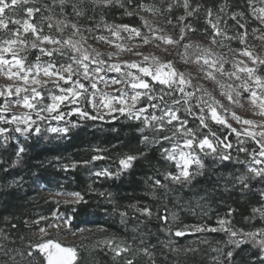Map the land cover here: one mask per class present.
Segmentation results:
<instances>
[{"label": "trees", "instance_id": "16d2710c", "mask_svg": "<svg viewBox=\"0 0 264 264\" xmlns=\"http://www.w3.org/2000/svg\"><path fill=\"white\" fill-rule=\"evenodd\" d=\"M73 1L82 12H88L93 18L138 24L135 15L124 14L123 9L127 5L138 8L146 2H152L156 4L155 10H159L165 9L171 0H130V3L129 0H122L124 7L117 4L104 7L91 0H84L83 4L79 0ZM223 1H226L227 9L231 11L241 2L189 0L191 7L199 8L200 11L188 16L187 13L193 11L191 8L185 11L184 17L202 23L207 11H219L224 6ZM50 21L62 32L66 28V24L53 14ZM27 42L31 46L33 42L38 44L39 41L28 38ZM29 52L34 61H57L54 57L42 55L39 48H30ZM147 83L151 95L157 97L151 100L154 103L166 106L175 105L176 100L185 101L182 100L181 92L175 88L162 87L151 79ZM161 96L163 102L159 99ZM80 101L83 105L80 110L96 117L89 110L88 95L85 94ZM197 107L189 108L192 118L205 117L207 127L200 123L202 130L216 133L217 136L213 137L216 143L217 138L221 141L228 139L231 130L212 123L208 114ZM147 108L145 113L150 119L153 113L151 108ZM194 110L198 111L197 116ZM72 111L65 112L64 116L70 115ZM70 116L77 126L69 128L67 138L63 141L54 142L46 135L42 144L26 142L19 156L18 145L12 134L20 133H10L6 145L0 144V264H44L39 252H34L32 257H28L27 252L32 251L33 244L37 243L34 231L41 225L47 226L54 211L72 216V228H84L83 237L75 246L78 253L75 264H127L129 260L133 264H229L225 259L229 251L233 252L231 264H264V253L254 242L234 248L228 243V233H192L183 228L184 224L215 225V221L220 218L229 220L232 228L242 227L246 231L264 226L260 212L254 213L257 208L264 211L261 198L264 178L254 177L241 160L207 158L200 174L191 182L175 184L164 179L168 175L170 163L162 153L165 148H169L170 142H159L168 135V126H163L165 131H156V128L161 127V122L154 121L151 127H146L144 120L133 121L120 114L106 121ZM145 137L152 143H144ZM261 145L259 141L251 143L248 154L251 157L259 156ZM97 155L105 158L92 164V159ZM129 156L136 159L131 168L124 171L120 161ZM54 164L61 165V169L53 170L51 166ZM92 165L99 169L105 167L113 178L93 176ZM171 172L176 173V170L172 168ZM35 173L47 185H51V177H57L61 187L81 193L87 202L66 203L50 198L34 186ZM241 178H245L244 184L240 183ZM156 180L166 187H156ZM133 205L141 211L148 209L153 215L142 216L133 209ZM121 213L127 215L122 216ZM28 221L33 224L30 225ZM177 231L191 234L175 236ZM105 240H115L113 248L124 245L129 251L115 256L103 243ZM145 250L148 255H144ZM18 253H24V257Z\"/></svg>", "mask_w": 264, "mask_h": 264}, {"label": "rangeland", "instance_id": "374dc122", "mask_svg": "<svg viewBox=\"0 0 264 264\" xmlns=\"http://www.w3.org/2000/svg\"><path fill=\"white\" fill-rule=\"evenodd\" d=\"M122 1V0H121ZM74 2V1H73ZM97 4H103V0H100ZM144 4V3H143ZM224 11H219L213 13L212 12V22L216 21L217 16H219L220 31L225 33L226 36L232 37V39H225L224 36H215L213 29L207 23L208 16L204 17L202 23H197L195 20H186L181 21L180 17H184V13L186 9L182 6V0H171L170 4L167 5L165 9L155 10V5L152 2H146L144 5L152 11H143L141 10V6L138 8H131L127 5L123 12L125 15L127 12H132L138 19V24H125L124 21L120 22H110V21H102L100 17H92L88 12H82L83 14L77 16L74 14L71 5L61 6L59 4V0H29V3L18 4L14 10L9 13L6 10L5 19L8 23V28L0 29V43L3 40H11L15 37L12 36V33L16 31H20L23 39L18 42L16 45H13V48H19L21 45H26L27 50L25 52H21L18 58H22L24 56L27 59L24 62L26 68H30L36 64L46 65L49 61L47 60H36L34 61L33 56L30 54V46L27 42L28 38H35L32 33H28L27 35H23V28L20 25H16L12 23V20H19L23 23L25 20H29L31 24L37 27L39 31V35L41 36H49L54 39H59L63 43L65 40H73L77 44H79L82 49L86 50L91 57L95 58L98 56L99 60L104 61L101 64H91L89 62H85L89 64L88 67V75L92 77L90 80L83 79V70L76 63H73L71 57L73 55H77L71 52L67 47L63 48V55L54 54L53 57L56 58L55 65L59 68L61 65L67 66L69 64L72 65L73 69H79V74L72 75V81L79 80L81 84L84 85L85 88L88 89L86 93L88 95V107L90 112L94 114L98 119L106 121L109 117H116L120 114L119 108L123 107L125 111V116H127L130 120L133 121H142L143 119H135L131 115L127 114L129 109L131 108L132 112H138L139 109L145 108V106L151 108L152 115L161 116L164 112L169 110H178V115L181 120L187 121V127L196 134L197 140H202L207 137L214 146L217 147V152L213 155H205L198 150H193L192 155L199 156L201 161L204 164L205 159L212 158L215 160H220L219 157L224 154L230 155V159L227 161H242L243 166L248 170L249 167L256 168L260 170L264 168V157L255 156L256 160H260V163H255L253 157L248 154V146L256 141L264 144V137L259 135L256 136V139L253 140L251 137L245 135V132H254L260 133L264 132V115H259L258 113L261 111L259 107H256L252 104L250 92L245 91L242 84L248 85V87L256 92V96L264 99V89H259V86L255 84L253 79H249L245 73L238 72L237 68H234V64H238L239 67L247 66L249 68L256 69L255 75L264 82V65L259 64V60H264V40L258 39V37L264 36V24H261L259 19H256V16L262 15L258 10L260 8H264V0H241L240 5L235 7L234 11L227 9L226 1H223ZM187 10H191V4ZM119 6V5H117ZM32 9L34 15L32 17H28L26 15L27 11ZM39 9V11H36ZM168 9H171L169 11ZM193 9V8H192ZM81 11V8L79 7ZM237 20L240 24H244V28H239L236 21L228 19L231 15L236 14ZM255 13V16L253 15ZM55 15V17L61 21H63L67 25L75 24L77 28L80 29L79 34L74 35V29L71 27H66L61 29L54 27L51 23L50 18L51 15ZM129 16V15H127ZM132 16V15H131ZM141 17L143 19H141ZM86 18V19H85ZM144 21H147L148 26H144ZM51 25V27H49ZM127 26L128 28H134L140 31L141 36L129 38V34L127 32L121 31L119 36L117 37L116 28L117 27ZM112 28L113 31L109 32L107 29ZM181 29L184 30V39L181 40ZM190 29H194L195 31H191ZM247 33L246 38L242 42L238 37L243 36ZM97 37H104L108 40V43H104L99 41ZM153 37H163V38H171L173 41L177 43L175 45H167L161 39H153ZM144 38L151 40V43H144ZM213 38L217 41L215 44L212 43ZM40 47H44L45 49H51L52 46L43 44ZM115 45H119L117 48ZM185 45H192L191 48L187 50V54H185ZM59 47V45H57ZM125 49L121 51L120 49ZM93 49L95 51H93ZM248 51L252 53V58H258L257 63H253L252 59L247 56H243L240 53ZM208 52L211 55H208L207 58L210 60H219L217 63V67L223 65L224 73L237 72L240 76V80H236L234 76L229 77L226 74H221L220 72H213L215 79H210L206 76V72L211 71L208 66L203 64H196L194 61L197 58L205 56ZM139 53V54H138ZM48 57V56H47ZM144 57H149L148 61H144ZM157 58L159 63L168 64L171 63L173 68L178 73L185 74V78L191 79L192 85L196 91V95L193 96L190 100L186 99L183 93H181L182 100L180 104L175 105H166L161 106L160 108H153L151 105L159 104L154 103V101H148L147 97H144L140 101H138L135 106H132L131 97L134 96L137 92H140L143 96L145 90L137 89L134 90L131 87V83H133V76L140 75L136 69H129L124 65L130 63L140 64L142 67H149L151 70H155L157 65L152 63V58ZM5 59L11 60L12 55L10 53L5 54ZM187 60V63L185 62ZM242 62V63H241ZM118 64L122 67L120 71H108V66ZM6 71V70H5ZM17 71L16 68H13V72ZM165 71H167L165 69ZM98 73L97 75H93V73ZM131 73V75H128ZM23 75V74H22ZM65 78H67V74H64ZM36 78L40 81L41 84H46V87H40L39 85H34L38 88V90L45 97L43 103L49 104L51 101L48 99L51 95H61L58 89L55 87L53 80L45 77L43 73L39 77L33 76L29 77V80ZM145 82L151 77H144ZM152 80V79H151ZM112 81H116L117 83L113 84ZM153 81V80H152ZM217 81L219 83H217ZM155 82V81H153ZM92 83H96L97 87L93 89L91 87ZM156 83V82H155ZM60 85L65 89H68L70 85L63 84L60 82ZM160 85V84H159ZM223 85V87H221ZM24 86L22 79L9 80L6 75L0 73V91H5L8 87H20ZM165 87L163 85H160ZM56 88V89H55ZM166 88V87H165ZM49 91V92H48ZM186 92H192V88H186ZM231 94V101L228 99L227 94ZM239 93V94H238ZM151 94V93H150ZM203 96L205 103H211L212 101H216L222 107L213 104L216 107L217 114L221 116L223 119L227 121L232 128H235L237 132H241L242 135L237 137L235 133L230 132L227 136V143L233 145L231 149H226L223 145H218L213 137H216V133H211L208 131H203L202 126H200V121L197 117L192 118L191 114L185 111L186 108L195 107L199 105V107L203 110V113H207L208 117L210 113L208 112L205 104H201L199 97ZM92 97H95L94 103L97 107L93 108L92 103L89 101L92 100ZM107 99H112L113 103L116 99L123 98L127 101L126 105H115L116 111L113 114H108V109L103 105ZM209 97L212 98V101L209 100ZM19 100L14 94L13 96L5 99L4 97H0V107H3L4 104H7L10 108V111L7 113L0 112V128L5 129L6 131L9 129H13L15 125L4 124L2 123L3 119H13L14 116H20L21 113H27V110L20 107L17 104ZM257 105L260 103L258 99L256 101ZM79 109L83 108L81 101H78ZM77 105L69 104L68 106H61L60 112L48 114L47 112H40L41 116L46 117V119L41 120L33 111L30 114V119L36 121V126H39L41 129L40 135H33L32 133H28L27 135L21 134H12L14 135V142L19 147L25 149V143H34V144H42L46 135H48L52 141L59 142L63 141L67 138L69 133V128L77 123L73 120L70 115L65 116L63 120H56L53 118L55 115H60L61 113L68 112L70 110H75ZM198 108V107H197ZM37 111H39V106L37 107ZM197 110H194V115L197 114ZM121 115V114H120ZM233 115L239 117L241 120H250L253 122V125H243L241 123H237L235 119H233ZM143 116L148 117L149 115L145 112ZM211 120V119H209ZM212 123H215L211 120ZM161 125V123H159ZM221 125V124H217ZM168 126V135L173 136L174 138L170 140L169 150L178 145H182L185 142V137L180 133L173 132L174 126L179 125H164ZM224 126V125H221ZM23 127V125H21ZM225 127V126H224ZM51 128H67V134H59L52 133L50 131ZM229 129V128H228ZM231 130V129H229ZM14 131H7V138L10 133ZM214 134V135H213ZM0 140H4V138H0ZM223 140V139H222ZM225 140V139H224ZM7 139L2 143L6 145ZM241 141H243L241 143ZM241 149H246V151H241ZM187 151V149H184ZM97 160L92 159V164ZM169 161V160H168ZM224 161V160H221ZM169 171L167 174L176 175L178 172L177 165L174 161H169ZM53 170L58 171L61 169V165L54 164L51 166ZM174 168L176 173H172L171 169ZM106 170L105 167L99 169L98 167L92 165L91 174L96 176L95 173L102 172ZM201 169H199L200 171ZM191 172H197V168L195 164H193L192 168L189 169ZM249 172V171H248ZM35 177V187L40 188L42 192L47 194L50 198L58 201H63L66 203H76L74 199V194L79 193L76 191L68 190L63 188L59 184V179L57 177H51L50 182L51 185H47L41 179L38 174H34ZM82 196L81 193H79ZM83 197V196H82ZM264 201V192L261 196ZM264 207V206H263ZM260 210V208H257ZM254 210V213H259ZM143 211V210H142ZM261 211V210H260ZM264 212V211H261ZM72 216L65 215L64 213L54 211L51 220L49 221L47 226L41 225L37 227L34 231L35 236L37 237V243L33 244V248L37 247L40 243H53L59 244L63 248H75L76 253L77 243L83 237L84 228H72L70 223L72 222ZM225 220L229 221L226 218H220L215 221V225H209L208 223L204 224H184L183 228L186 230H190L192 233H196L195 229L203 227L207 228H219L218 221ZM31 225L32 221H28ZM228 226L231 230L248 233V232H256L261 229H264V226L253 228L252 230L246 231L244 228H232L231 223ZM41 229L46 230V234L41 232ZM205 232V231H204ZM191 234L190 232H188ZM200 233V232H198ZM55 234V236H53ZM244 239V237H242ZM119 247H125L124 245H118ZM117 247V246H116ZM50 251H53L50 249ZM44 260V264H46L45 256L40 254ZM78 258V253H77ZM76 258V261H77ZM76 263V262H75Z\"/></svg>", "mask_w": 264, "mask_h": 264}, {"label": "snow or ice", "instance_id": "6c2138e0", "mask_svg": "<svg viewBox=\"0 0 264 264\" xmlns=\"http://www.w3.org/2000/svg\"><path fill=\"white\" fill-rule=\"evenodd\" d=\"M92 3L96 4L98 3V0H91ZM27 4L29 3V0H0V29H7L8 28V23L6 22L5 19V13L6 10L11 13L12 10L15 9V7L20 4ZM80 4L84 3V0H79ZM130 3V0H129ZM59 4L63 6L71 5L72 10L75 15L80 16L82 15V11L79 10V5L76 3H73V0H59ZM113 4H117L120 7H124V4L121 2V0H103V6L104 7H109L112 6ZM182 6L187 10L190 5H189V0H182ZM141 10L143 11H152V9L141 6ZM171 11V9H168ZM36 11H39V9H36ZM200 9L196 8L193 9V11H190L187 13L188 16H193L196 12H199ZM221 12L224 11V7H221L220 9ZM262 15L256 16V19H259L261 24H264V8H260L258 10ZM126 14L131 16L133 15L132 12H127ZM28 17H32L34 15V12L32 9H29L26 13ZM237 15H242V14H236V15H231L228 17V19H231L233 21H236L237 25L239 28H244V24H240L239 21L237 20ZM255 16V13H253ZM208 20L207 23L210 25V27L213 29L215 36H224L225 39H232V37H228L225 35V33L220 31L219 24H220V17L217 16L216 21L212 22V11L209 10L207 13ZM141 19H143L141 17ZM181 21L186 19V17H180ZM13 24L20 25V27L23 28V35H27L28 33H32L33 36L35 37V40L40 42V45L47 44L52 46L51 49H45L44 47H40L37 43L33 42L31 44L32 49H37L39 48V51L42 55L48 56V57H53L54 54H60L63 55L62 49L67 47L71 52L78 54L79 58L77 55H73L71 57V60L73 63H76L80 66V68L83 70V79L85 80H90L92 77L88 75V67L89 64L85 63L86 61L91 63V64H103L104 61L99 60L98 56L93 58L90 56V54L82 49V47L74 42L73 40H65L63 43L59 39H54L49 36H41L39 35V31H42L40 29L38 31L37 27L34 26L33 24L30 23L29 20L23 21V23L19 20H12ZM144 26L147 27V21H144ZM51 27V25H49ZM65 27H71L74 29V35L79 34L80 29L77 28L75 24L71 25H65ZM109 32H112V28L107 29ZM191 31H195L194 29H190ZM127 32L129 34V38H132L133 36L135 37H140L141 33L137 29L134 28H128L127 26L123 27H117L116 28V35L117 37L119 36V33ZM247 33L243 36L238 37L242 42L246 38ZM12 36L15 37L11 40H3L2 43H0V73H3L4 75L7 76L9 80H13L15 77L16 79H22L23 85L20 87H8L5 91H0V97H4L5 99L13 96V94L19 98L17 101V104L26 109L27 113H21L20 116H14L13 119H3L2 123L4 124H11L15 125L13 129H9L7 131H15L17 133H20L21 135H27L28 133H32L33 135H40L41 129L39 126H36V121L30 119V114L35 111V114L40 117L41 120L46 119V117L41 116L40 112H47L48 114H53V113H58L60 112L61 106H68L69 104L72 105H77L76 109L73 110L70 115H79L81 118L85 119H96L97 117L89 116L86 112L82 111L79 109L78 101H80L85 94L88 92V89L84 87L83 84L80 83L79 80L75 81L73 83L72 81V75L73 74H79V69H73L72 65L69 64L67 66L61 65L59 68L56 67L55 62L53 60H49V62L46 65H40L36 64L30 68H26L25 64L23 61L27 59L26 56L22 58H18L19 54L21 52H25L27 50L26 45H21V47L13 48V45H16L18 42L22 41L23 36L20 31H16L12 33ZM99 41H102L104 43H108L109 41L106 40L104 37H97ZM153 39H161L163 42L167 45H175L177 42L173 41L171 38H163V37H153ZM184 39V30L181 29V40ZM258 39L264 40V36L258 37ZM152 41L144 38V43H151ZM217 41L215 38H213L212 43L215 44ZM59 45V47H57ZM117 48H119V45H115ZM192 45H185V54H187V50L191 48ZM121 51H124L125 49L121 48ZM93 51H95L93 49ZM10 53L12 55L11 60L5 59V54ZM139 54V53H138ZM243 56H247L250 59H252L253 63H257L258 58L253 59L252 58V53L248 51H244L240 53ZM208 55H211L210 52H208L205 56L197 58L194 63L196 64H203L208 66V68L211 71L206 72V76L210 79H215L213 72H220L221 74H226L229 77L234 76L236 80H240V76L237 74V72H230V73H224L223 65L221 64L220 67H217V63H219V60H210L207 58ZM39 59V57H37ZM144 61H148L149 57H144ZM187 63V60L185 61ZM152 63L157 65L155 70H151L149 67H142L140 64L137 63H130L127 65H124L125 67L129 69H136L140 75L138 76H133V83H131V87L134 90L137 89H143L145 90L143 93V96L141 95L140 92H137L134 96L131 97L132 100V106L134 107L135 104L143 99L144 97H147L148 100H156L157 97L154 95H151V88L149 83L145 82L143 79L144 77H151L153 81L156 83L165 86L166 88L172 89L175 88L179 90L181 93L184 94L186 99L190 100L193 96L196 95V91L198 89H195V87L191 83V79L185 78V74L183 73H178L172 66L171 63L168 64H161L159 63L157 58H152ZM242 63V62H241ZM259 64L264 65V60H259ZM122 66L118 64H113L108 66V71H120V68ZM234 68L238 69V72L245 73L246 76L249 79H253L255 84L259 86V89H264V82L261 81L259 77L255 75L256 69L254 68H249L247 66L244 67H239L238 64L233 65ZM13 68H16L17 71L13 72ZM165 69L167 71H165ZM6 70V71H5ZM33 73H35L36 77H39L41 73L45 77H48L53 80V83L55 84L56 88L61 95H51L48 99L51 101L49 104H44L43 101L45 97L43 94L38 90L37 87L34 85H39L40 87H46V84H41L40 81L36 78H33L32 80H29V77L33 76ZM23 74V75H22ZM67 74V78H65V75ZM98 73L94 72L93 75H97ZM128 75H131V73H128ZM63 82V84L70 85L68 89H65L60 85V82ZM113 84L117 83L116 81H112ZM217 83H219L217 81ZM91 87L95 89L97 87L96 83H92ZM223 87V85H221ZM241 87L244 88L245 91L250 92L251 95V102L254 106L259 107L261 111L258 113L259 115H264V99H261L256 96V92L252 91L248 85L242 84ZM186 88H192V92H186ZM174 94V93H173ZM239 94V93H238ZM228 99L231 101L232 96L231 94H227ZM106 102L104 103V107L108 109V114L111 115L113 114L114 111H116L115 105H126L127 101L123 98L116 99L113 103L112 99H107L105 98ZM160 101L163 102V96L159 97ZM201 104H205V107L207 108L208 112L210 113L209 119L213 120L217 124L224 125L225 127L231 129L232 133H235L237 137H240L242 135L241 132H237L235 128H232L231 125L227 123L225 119H223L221 116L217 114L216 107L213 106V104H216L217 106L222 107V105H219L218 102L212 101V98L209 97V100L212 101L211 103H205L204 97L201 96L199 97ZM260 100V103L257 105L256 101ZM95 97H92V100L89 101L92 103L93 108L97 107V105L94 103ZM176 104H180V100L175 101ZM39 106V111H37V107ZM199 107V105H197ZM153 108H160V104H154L151 105ZM119 112L121 115H125V111L123 107H120ZM202 111L204 110L203 108L201 109ZM10 111V108L8 107L7 104H4L3 107H0V112L7 113ZM148 108H141L139 109L138 112H132L131 108L129 109V112L127 114L131 115L135 119H143L145 122L146 127H151L152 122L158 121L161 122V127L156 128V131H165L163 128V124L166 123L168 125H179V126H174L173 127V132L175 133H180L182 134L186 139L185 142L182 145H178L176 147H173L171 150L168 148H165L163 150V155L164 158L169 160V161H174L177 165L178 172L176 175H165L164 179L169 180L175 184H181L185 182H191L192 179L195 178L196 175H199V169H202L204 167L203 162L201 161L199 156L192 155L193 150H198L199 152L204 153L205 155H213L217 152V147L214 146V144L207 138L205 137L202 140H197L196 134L193 132V130L189 129L187 127V121L181 120L179 115H178V110H169L164 112L163 115L160 117H157L155 115H152L151 118L149 119L148 117L143 116L144 112H147ZM185 111L189 112L191 114V109L186 108ZM54 119L56 120H63L65 118L64 114L61 113L60 115H55L53 116ZM237 121V123H241L243 125H253V122L250 120H241L239 117H236L233 115L232 117ZM200 120V123L203 127H207V124L205 123V117L200 116L198 117ZM23 125V127H21ZM77 125L73 124L72 127H76ZM255 126V125H253ZM7 131L5 129L0 128V138H4V140L7 139ZM50 131L52 133H59V134H67L68 129L67 128H51ZM245 135L251 137L253 140L256 139V136L259 135L261 137H264V132L260 133H254V132H245ZM214 135V134H213ZM174 137L165 135L163 137V140L159 141L160 143H163L164 141H170ZM4 140H0V144L4 142ZM243 141H241L242 143ZM144 143H152L147 137L144 138ZM217 143L220 145H223L226 149H231L233 147L232 144L227 143V140H219L217 138ZM184 149H187V151H184ZM24 149L22 147L18 148L17 151V156L22 154ZM241 151H246V149H241ZM261 157H264V144L261 145V151L259 153ZM102 155H97L94 157L95 160H101L104 159ZM231 157L228 154L221 155L219 157L220 160L227 161ZM136 157H127L125 159H122L120 161L122 170L127 171L128 169L131 168L133 162L135 161ZM255 163L259 164L260 160H256L255 156L253 157ZM193 164H195L197 168V172H191L189 171L190 168H192ZM248 171L252 173V175L256 178H264V168H261L260 170H257L256 168L249 167ZM96 176H106L109 178H113L111 174L107 170H103L102 172H97L95 173ZM119 175V173H117ZM245 178L240 179V183L244 184ZM154 184L156 187H166V185H162L159 180L154 181ZM245 187L247 185L245 184ZM74 199L76 203L84 202L86 203L87 201L83 200V197L80 196L79 193L74 194ZM134 210L139 211L140 215L146 216V217H151L153 213L145 209L141 211L140 209L136 208L135 205L132 206ZM256 211L260 212L261 218H264V212H261L259 209ZM122 216H126L127 213H121ZM165 222H167L166 218ZM35 223L39 224L40 221H36ZM219 223V228H197L195 231L197 232H225L228 233L230 236V239L228 241L229 244L233 245L234 248L240 247L241 244L244 243H249V242H254L257 247L260 248L261 252L264 253V229H261L256 232H248V233H242V232H237L231 230L228 226L231 222L230 221H225V220H220L218 221ZM42 233L46 234L45 229H41ZM189 234L187 231L181 232L177 231L174 233L175 236H183ZM242 237H246V239H242ZM259 238V239H258ZM103 243L108 246L115 254V256H120L126 252L129 251V248L127 247H115L113 248L112 245L116 243L115 240H105ZM2 248V246H0ZM52 249L53 251H50ZM215 251V249H213ZM189 251H194V250H189ZM34 252H39L40 254L45 256L46 259V264H75L76 258H77V253L75 248H63L59 244H53V243H40L37 247L33 248L32 251L27 252L28 257H32ZM6 254V253H4ZM22 258L24 257V253H18ZM144 255H148L147 250H145ZM233 257V252L229 251L225 254V259L231 264V260ZM13 260H15V257H12ZM262 262H264V257H262ZM127 264H133L131 260L127 262ZM218 264H221V262H218Z\"/></svg>", "mask_w": 264, "mask_h": 264}]
</instances>
